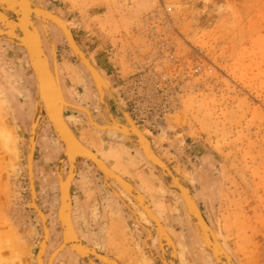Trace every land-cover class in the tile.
Here are the masks:
<instances>
[{
  "label": "rangeland",
  "instance_id": "374dc122",
  "mask_svg": "<svg viewBox=\"0 0 264 264\" xmlns=\"http://www.w3.org/2000/svg\"><path fill=\"white\" fill-rule=\"evenodd\" d=\"M35 1L72 25L75 41L110 78L159 158L190 188L237 264H264V0ZM40 23L50 58L46 23ZM47 27L64 97L102 111L62 33ZM0 41V264H35L40 228L27 209L25 171L35 82L26 53ZM105 103L119 111L107 94ZM65 120L82 144L147 198L176 245L178 264L181 256L184 264H215L181 197L165 188L138 148L120 134L95 130L78 112H65ZM62 153L50 126L40 127L34 174L38 206L50 225L44 263L61 242L55 166ZM110 185L121 200L92 164L78 162L71 198L80 239L118 264H161L145 247L158 255L152 225ZM138 225L150 231V241ZM67 250L53 264L86 263Z\"/></svg>",
  "mask_w": 264,
  "mask_h": 264
},
{
  "label": "water",
  "instance_id": "95a60500",
  "mask_svg": "<svg viewBox=\"0 0 264 264\" xmlns=\"http://www.w3.org/2000/svg\"><path fill=\"white\" fill-rule=\"evenodd\" d=\"M9 1V0H8ZM22 2H25V0H21ZM30 2V1H29ZM27 6H33V13L37 14V17H31L34 20L37 18L39 21H44L46 24L52 23L53 25L57 26L63 33L64 38L66 39V45L68 49L70 50L71 54L75 58V60L87 71V73L90 75L92 79V83L96 87L97 93H98V102L102 107H105L110 118V110L109 107L105 103L106 94L112 98L114 101L116 107L119 109V111L122 113L124 118L126 119V122L129 125H133V121L128 116L127 111L125 110L121 100L116 95V89L113 88L112 82L110 78L99 68V66L94 61L93 57L86 52L83 51V49L78 45V43L75 41L74 36L72 34V25L69 24L64 18H60L58 15L47 11V10H39L37 8H34L36 3L34 2H25ZM8 11L7 13L12 18V24L16 25L19 24V14L17 13V10L15 7H7ZM1 10H4L1 8ZM30 17V16H29ZM31 18H29V26L32 29V32L35 36V52L32 49V46L27 44L24 40H21L24 38L23 30L21 27H18L17 32L19 31L22 35L21 39H17L12 35H6L8 38V42L12 44V46H17L22 51H26L28 54L29 64H30V70L34 74L36 85L34 88V112L38 114V119L43 120L42 126L51 125L52 131L55 135V137L58 139L59 142L64 144V153L60 154L58 157V161L56 163V169L59 168L58 173V184H59V207L57 210V218L61 225L62 229V239L61 244L57 248L55 252H53L46 262V264H53L55 259L62 253L64 248L68 247L71 249L73 245H77L79 249L84 251H76L78 253V256L85 260L88 258H93L94 260L100 262L101 264H117L114 260L105 257L104 255L99 254L94 249L87 247L85 245V242L80 240V238L76 235L74 228L72 226L71 222V216H72V208L73 204L71 201V186L72 181L75 178L77 172H78V162L81 160L87 161L90 164H92L103 176H104V186L109 189V182L112 180L115 182L128 196L132 198V200L137 203L140 208L145 212L151 223L155 226L156 232L158 234V247L159 251L162 255L163 253V241L166 243L168 247H171L172 253L171 257L173 262L177 264L174 246L172 244V241L170 238H168L165 233H163L162 226L156 216L153 215V213L150 211L151 206L147 201H144L142 199L141 194L129 183H127L124 179L119 177L117 174L112 172L108 166H106L103 161L96 156L93 152L88 150L86 147H84L80 141L76 138L74 135L72 129L69 128V126L64 121V102L61 96V91L59 87V83L55 84L56 89V95H57V102L56 107L52 108V100L53 98L50 97L49 94L46 93L43 87V76H47L48 79L52 77L50 64L52 65V69L54 74L57 72V49L54 47L53 43L51 42L49 32L46 29L45 31V40L50 48V58L46 56L42 49L41 40L38 35V32L33 25ZM33 20V21H34ZM67 22V23H66ZM37 24L42 25L41 23L37 22ZM25 31V29H24ZM56 52V54H55ZM39 62V63H38ZM38 64H41L42 70H40L37 66ZM59 79L60 75H59ZM59 80V81H60ZM109 84L108 85L106 84ZM80 106L74 105L72 109L79 110L84 112L88 116L89 123L98 128L99 127L94 124L90 118V115L88 112L84 109L79 108ZM37 119V120H38ZM37 123V121H36ZM134 126V125H133ZM38 128V130L40 129ZM36 128L33 126L32 131L30 132V135L28 139V144L26 145V163H25V171H26V177H27V190H28V201H27V209L29 213L33 216L36 224L40 228V237L37 242L38 244V250L36 253L35 262L36 264H44L45 259V252L47 248L48 238H49V221L47 216L42 212V210L38 206V198H37V191H36V183H35V174H34V155L36 151V138H34V130ZM135 128V127H134ZM136 129V128H135ZM37 130V133H38ZM111 131L118 132L119 134L123 135L125 138L128 139L130 143H133V140L140 143V150L143 152L145 159L147 162L155 167L157 173L162 178V181L164 183V186L167 190H170L177 195H180L184 201V204L187 206L188 212L191 214L190 220L191 222L196 221L198 226L202 229V231L206 230L209 234L206 238V246L210 250L211 249V242L210 239L217 245L218 251L214 252L213 249L211 254L214 256L215 261L217 264H237L235 259L232 257V255L224 248L223 244L220 241V238L217 233L212 231L206 220L204 219L202 212L198 205L195 203L194 196L190 190V188L177 176L173 173V171L170 169V167L164 163L162 160L159 159L158 154L156 150L151 146L148 139H146L143 135L140 134V131L136 129L139 137L136 139L135 137L130 136L125 129L115 126L114 128L110 129ZM141 143H144L145 146H142ZM134 144V143H133ZM135 145V144H134ZM64 162L67 163V175L65 179H62V167L64 165ZM111 191V190H110ZM113 194L117 195L116 192L111 191ZM145 203V204H144ZM140 228L144 229L140 226ZM148 241L151 240L150 234H148ZM72 241V244L69 243V237ZM217 236V240L216 237ZM216 241V242H215ZM205 242V240H204ZM219 242V243H218ZM221 244V245H219ZM221 246V247H220ZM146 250L148 254L151 256V258L157 259L161 262V264H165V262L156 256L152 255V251H150L149 246L146 245ZM78 249V250H79ZM73 250V248L71 249ZM85 255V256H84ZM89 256V257H88ZM89 264H93L91 261H88ZM174 264V263H173Z\"/></svg>",
  "mask_w": 264,
  "mask_h": 264
},
{
  "label": "bare ground",
  "instance_id": "6f19581e",
  "mask_svg": "<svg viewBox=\"0 0 264 264\" xmlns=\"http://www.w3.org/2000/svg\"><path fill=\"white\" fill-rule=\"evenodd\" d=\"M30 0H25V2H28V3H30L29 2ZM25 2H22L21 0H0V39H2V40H5V41H9L8 40V38L6 37V35H12V36H14L15 38H17V39H21L22 37V35L20 34V32L18 31L17 32V29H18V27H21V29L23 30V32H24V34H23V36H24V38L23 39H21V40H24L25 42H27V44H29V45H31L32 46V49H33V51L35 52V50H36V43H35V36H34V33L32 32V29L30 28V26L28 25L29 24V18H31V17H37L36 15L37 14H34L32 11H33V6L31 5V6H27V4L25 3ZM31 4V3H30ZM36 6L34 7V8H37V9H39V10H46V9H44V8H42V7H40V6H38L37 4H35ZM7 7H15L16 8V10H17V13L19 14V19H20V22H19V24H16V25H13L12 24V18L9 16V14L7 13V11H8V8ZM1 8L2 9H4V10H1ZM48 11V10H47ZM51 12V11H50ZM53 13V12H52ZM55 14V13H54ZM30 16V17H29ZM61 19H62V17H60ZM34 19L33 18H31V21H32V23H33V25L35 26V28H36V30H37V32H38V35H39V37H40V40H41V45H42V49H43V51H44V53L46 54V51H45V48H44V45H43V41H42V37H41V34H40V31H39V29H38V26H37V22H39L40 23V21H39V19H35L34 21H33ZM63 20V19H62ZM44 22V21H43ZM67 23V22H66ZM49 24V23H48ZM48 24H46V26H45V31H46V29L48 30ZM52 24V23H51ZM57 27V26H56ZM58 28V27H57ZM24 29H25V31H24ZM59 29V28H58ZM59 31L62 33V31L59 29ZM49 34V33H48ZM62 35H63V33H62ZM49 36H50V34H49ZM63 38H64V35H63ZM50 39H51V37H50ZM64 40H65V42H66V39L64 38ZM2 42H4V41H2ZM51 42H52V40H51ZM53 43V42H52ZM53 45H54V43H53ZM17 47V46H16ZM55 47V46H54ZM18 48V47H17ZM24 52L26 53V51L24 50ZM55 54H56V52H55ZM46 56H47V54H46ZM26 57H27V62H28V66L30 67V64H29V59H28V54L26 53ZM48 57V56H47ZM48 59H49V57H48ZM39 63V62H38ZM80 65V64H79ZM81 66V65H80ZM40 70H42V68H41V64H38V66H37ZM52 67V65L50 64V69H51V73H52V77L51 78H49L48 79V77L47 76H43L42 77V80H43V87H44V90L46 91V93L47 94H49L50 95V97L51 98H53V100H52V108H55L56 107V100H57V95H56V89H55V84H57V82L59 83V87H60V91H61V96H62V99H63V102H64V111L65 112H78V113H80V114H82L86 119H87V121H88V124L92 127V128H94L95 130H98V131H104V132H108V131H111L110 129H112V128H114L115 126H117V127H120V128H123V129H125V131L130 135V136H132V137H135L136 139H138V137H139V135H138V133H137V131H136V129H138V131H140V134L141 135H143L146 139H147V136L135 125V123H134V121H133V125H129L128 124V126H125V125H123V124H120V123H118V122H116V121H111V122H108L106 125H100V124H98L94 119H93V117H92V114H91V112H90V110L89 109H87L86 107H83V106H81V105H79V104H73V103H70V102H68L67 100H66V98L64 97V94H63V90H62V86H61V80L59 79V74H57V73H55L54 74V72H53V69L51 68ZM82 67V66H81ZM56 68H57V65H56ZM82 69H83V67H82ZM84 70V72L90 77V75L87 73V71L85 70V69H83ZM57 72H58V68H57ZM32 75H33V78H34V82H35V85H36V80H35V77H34V74L32 73ZM90 79H91V77H90ZM60 80V81H59ZM92 80V79H91ZM92 83V82H91ZM106 84H107V82H106ZM94 85V84H93ZM108 85V87H109V84H107ZM95 87V86H94ZM95 90H96V87H95ZM96 92H97V90H96ZM97 95H98V93H97ZM74 105H76V106H80L79 108H81V109H84V110H86L87 112H88V114L90 115V118H91V120H92V122L94 123V124H96L98 127H99V129L98 128H96V127H94V126H92L90 123H89V120H88V116L84 113V112H82V111H77V110H75V109H72V107L74 106ZM65 112H64V121L66 122V120H65ZM129 116V115H128ZM38 114L36 113L35 115L33 114V119H32V123H31V126H30V130H29V135H30V132L32 131V129H33V126H35V124H36V128H35V130H34V138H36V136H37V130H38V128L40 127V118L38 119ZM36 121H37V123H36ZM66 124H67V122H66ZM68 125V124H67ZM48 126H50V128H51V130H52V127H51V125H48ZM69 126V125H68ZM136 129H135V128ZM69 128H70V126H69ZM71 129V128H70ZM53 132V131H52ZM112 132H115V131H112ZM74 133V132H73ZM115 133H117V134H119L118 132H115ZM54 134V133H53ZM29 135H28V137H29ZM75 135V134H74ZM121 135V134H120ZM55 136V135H54ZM76 136V135H75ZM123 136V135H122ZM76 138H77V136H76ZM57 139V138H56ZM78 139V138H77ZM36 140V139H35ZM58 140V139H57ZM79 140V139H78ZM126 140L128 141V139L126 138ZM80 141V140H79ZM149 141V140H148ZM28 139H27V144H28ZM62 146H63V153H64V144L63 143H61V142H59ZM81 143V142H80ZM130 143V142H129ZM135 145H134V144ZM133 143H130L132 146H135V148H138L139 150H140V143L139 142H135L134 140H133ZM82 144V143H81ZM151 144V143H150ZM84 147H86L84 144H82ZM141 145L142 146H145L144 145V143H141ZM152 146V145H151ZM87 148V147H86ZM88 150H90L89 148H87ZM91 151V150H90ZM141 151V150H140ZM91 152H93V151H91ZM142 152V151H141ZM94 153V152H93ZM95 154V153H94ZM142 154H143V152H142ZM96 156H98L97 154H95ZM143 156H144V154H143ZM99 157V156H98ZM159 157V156H158ZM100 158V157H99ZM145 158V157H144ZM101 159V158H100ZM160 159V158H159ZM102 160V159H101ZM146 160V159H145ZM161 160V159H160ZM81 161H84V160H81ZM103 161V160H102ZM87 162V161H86ZM146 162H147V160H146ZM89 163V162H88ZM103 163H104V161H103ZM148 163V162H147ZM105 164V163H104ZM149 164V163H148ZM106 165V164H105ZM150 165V164H149ZM107 166V165H106ZM150 166H152V165H150ZM66 168V173H65V176H63V174H62V179H65V177H66V175H67V163L66 162H64V165H63V167L62 168ZM153 167V166H152ZM109 168V167H108ZM154 169H155V167H153ZM96 169V168H95ZM112 172H114L115 174H117L114 170H112L111 168H109ZM97 170V169H96ZM156 170V169H155ZM98 171V170H97ZM99 172V171H98ZM58 173H59V168L57 169V180H58ZM119 177H121L119 174H117ZM103 176V175H102ZM103 178H104V176H103ZM122 178V177H121ZM75 179V178H74ZM73 179V180H74ZM123 179V178H122ZM126 181V180H125ZM73 182V181H72ZM127 182V181H126ZM111 183H114V184H116L115 182H113L112 180H110V182H109V189L111 190V191H114V190H112V188H111ZM128 183V182H127ZM72 184V183H71ZM130 184V183H129ZM117 185V184H116ZM130 185H132V184H130ZM118 186V185H117ZM133 186V185H132ZM119 187V186H118ZM134 187V186H133ZM120 188V187H119ZM135 188V187H134ZM121 189V188H120ZM136 189V188H135ZM109 190V191H110ZM122 190V189H121ZM137 190V189H136ZM110 191V192H111ZM123 191V190H122ZM138 191V190H137ZM114 192H116V191H114ZM124 192V191H123ZM139 192V191H138ZM112 193V192H111ZM117 193V192H116ZM125 194H126V192H124ZM140 194H141V196H142V199L144 200V201H147L148 203H149V205L151 206V204H150V202L147 200V198L141 193V192H139ZM113 194V193H112ZM116 198H118L119 200H121V196H120V194H118L117 193V195H115V194H113ZM127 196H128V194H126ZM179 197H181L180 195H178ZM129 198H130V200L135 204V206L136 207H138L139 208V213H138V215L140 216V218L144 221V224H148L149 225V223L152 225V227H153V229H154V231H155V233H156V238H157V248H158V255L156 256V257H158V258H161L164 262H165V264H175V262H173V260H172V257H171V253H172V248L171 247H168L167 245H166V243L163 241V253H164V255H162L161 253H160V251H159V247H158V234H157V232H156V229H155V226L151 223V221L149 220V218L147 217V215L145 214V212L142 210V208H140V206L137 204V203H135L133 200H132V198L130 197V196H128ZM181 199H182V197H181ZM195 200V199H194ZM71 201H72V199H71ZM182 202H183V204H184V201H183V199H182ZM195 203H196V201H195ZM145 204V203H144ZM197 204V203H196ZM73 206V205H72ZM58 207H59V184H58ZM184 207H185V209H186V213H187V218H188V221H189V224L192 226V227H194L195 228V231H196V234H197V237H199V239L201 240V242L203 243V245L205 246V248H206V250H207V252L211 255V260L215 263V264H217V262L215 261V259H214V256L211 254V252L210 251H212L211 249H213L214 250V252H217L219 249H218V247H217V245L210 239V246H211V249L209 250L208 248H207V246H206V238H207V236H209V234H208V232L206 231V230H204V231H202V229L198 226V224L196 223V221H195V219H194V221L193 222H191V220H190V217H189V215L191 216V214L188 212V209H187V206L184 204ZM151 210V212L153 213V211H152V206H151V208H150ZM57 210H58V208H57ZM57 210H56V220H57V223H58V225H59V228H60V234H61V239H62V229H61V225H60V223H59V221H58V216H57ZM189 214V215H188ZM133 215H134V217H135V220L138 222V219H137V217H136V215L133 213ZM153 215L154 216H156L154 213H153ZM156 218L158 219V217L156 216ZM191 218H192V216H191ZM158 221L160 222V220L158 219ZM71 222H72V226H73V228H74V231H75V233H76V235L78 236V234H77V232H76V229H75V227H74V224H73V220H72V216H71ZM160 224H161V222H160ZM209 225V224H208ZM139 226V225H138ZM161 226H162V230H163V233H165V235L168 237V238H170V236H169V234L167 233V231L165 230V228L163 227V225L161 224ZM210 226V225H209ZM140 227V226H139ZM143 227V226H142ZM144 228V227H143ZM210 228H211V226H210ZM145 229V228H144ZM212 229V228H211ZM146 230V232H147V235L148 234H150V238L152 239V234L150 233V231L148 230V229H145ZM212 231H213V229H212ZM149 236V235H148ZM49 237H50V226H49ZM79 237V236H78ZM216 237V240H217V236H215ZM69 238V240L71 239L70 238V236L68 237ZM80 238V237H79ZM80 240H82V239H80ZM170 240L172 241V244H173V246H174V251H176V253H175V257H176V261H177V264H178V259H177V250H176V245L174 244V242H173V240L170 238ZM204 240H205V242H204ZM147 242H148V237H147V240H146ZM218 241V240H217ZM48 242H49V238H48ZM216 242V241H215ZM69 243H71L72 244V241L70 240V242ZM219 243V242H218ZM60 244H61V242H60ZM60 244H59V246H60ZM86 245V244H85ZM146 245H148V244H145V246ZM219 245H221V244H219ZM47 246H48V243H47ZM58 246V247H59ZM87 246V245H86ZM149 246V245H148ZM57 247V248H58ZM87 247H89V246H87ZM221 247V246H220ZM57 248L53 251V252H55L56 250H57ZM73 248V250H71ZM71 249H69L68 247H66V248H64V250H66V249H68L74 256H76L77 258H79V259H81V260H83V262L85 261L87 264H89L88 263V261H91L93 264H96L95 262H94V259L93 258H88V259H86L85 258V260L84 259H82V258H80L79 256H78V251H80V252H82V250L81 249H79V247L77 246V245H73V247H72ZM90 248H92V247H90ZM47 249V248H46ZM79 249V250H78ZM92 249H94V248H92ZM149 249H150V246H149ZM38 250V249H37ZM63 250V251H64ZM95 250V249H94ZM62 251V252H63ZM77 251V252H76ZM96 251V250H95ZM52 252V253H53ZM168 252V253H167ZM37 253V252H36ZM51 253V254H52ZM84 253V251L82 252V254ZM45 254H46V252H45ZM50 254V255H51ZM49 255V256H50ZM153 255V254H152ZM181 255V254H180ZM85 256V255H84ZM154 256V255H153ZM89 257V256H88ZM105 257H107V256H105ZM35 258H36V255H35ZM107 258H110V257H107ZM180 258V263L181 264H184V257L183 256H181V257H179ZM110 259H112V260H114L113 258H110ZM154 259V258H153ZM47 260H48V258H47ZM156 260V259H155ZM115 262H116V260H114ZM47 262V261H46ZM85 263V264H86ZM117 263V262H116ZM35 264H36V262H35ZM44 264H46V263H44ZM118 264V263H117Z\"/></svg>",
  "mask_w": 264,
  "mask_h": 264
},
{
  "label": "flooded vegetation",
  "instance_id": "af4514ba",
  "mask_svg": "<svg viewBox=\"0 0 264 264\" xmlns=\"http://www.w3.org/2000/svg\"><path fill=\"white\" fill-rule=\"evenodd\" d=\"M32 1H34V2H36L35 0H32ZM39 28V27H38ZM39 31H40V34H41V37H42V41H43V44H44V47H46V44H45V41H44V35H43V32H42V30L39 28ZM54 36H53V38L54 39H56V35L55 34H53ZM2 41H0V43H1ZM54 43H55V41H54ZM1 44H4V43H1ZM1 44H0V46H1ZM47 53V52H46ZM94 95V97H95V101H96V99H97V101H98V96H97V94H93ZM68 101V100H67ZM68 102H70V101H68ZM71 103V102H70ZM87 108V107H86ZM87 109H89L90 110V112H91V114H92V117H93V119L98 123V124H100V125H106L108 122H111V121H116V122H118V123H120V124H123V125H125V126H128V123L126 122V119L124 118V116L122 115V113L120 112V111H117L115 108H113L112 107V105H111V110H110V115H111V118H110V116H109V114H108V112H107V110H106V108L105 107H103V109H102V111L100 110V108L97 106V110L95 111V110H93V109H90V108H87ZM129 115V114H128ZM130 117V116H129ZM132 120V119H131ZM133 121V120H132ZM135 123V122H134ZM136 124V123H135ZM40 125H41V120H40ZM138 128H140L138 125H136ZM141 129V128H140ZM142 130V129H141ZM143 131V133L147 136V134L145 133V131L144 130H142ZM147 139L149 140V142L151 143V145H152V147H154V144H153V142L150 140V138L147 136ZM124 140V139H123ZM94 262L96 263V264H100V263H98L96 260H94ZM81 264H83L82 262H81Z\"/></svg>",
  "mask_w": 264,
  "mask_h": 264
},
{
  "label": "crops",
  "instance_id": "0c3cea01",
  "mask_svg": "<svg viewBox=\"0 0 264 264\" xmlns=\"http://www.w3.org/2000/svg\"><path fill=\"white\" fill-rule=\"evenodd\" d=\"M86 162V161H85ZM104 179V178H103ZM56 181H57V179H56ZM74 181V180H73ZM73 183V182H72ZM72 199V198H71ZM72 212H73V208H72ZM77 232V231H76ZM79 236V235H78ZM83 241V240H82ZM86 244V243H85ZM87 245V244H86ZM90 247V246H89ZM68 251V250H67ZM71 253V252H70Z\"/></svg>",
  "mask_w": 264,
  "mask_h": 264
}]
</instances>
